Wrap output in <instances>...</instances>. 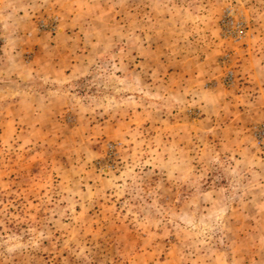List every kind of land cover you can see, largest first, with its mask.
Returning a JSON list of instances; mask_svg holds the SVG:
<instances>
[{"label": "rangeland", "instance_id": "1", "mask_svg": "<svg viewBox=\"0 0 264 264\" xmlns=\"http://www.w3.org/2000/svg\"><path fill=\"white\" fill-rule=\"evenodd\" d=\"M0 264H264V0H0Z\"/></svg>", "mask_w": 264, "mask_h": 264}, {"label": "crops", "instance_id": "2", "mask_svg": "<svg viewBox=\"0 0 264 264\" xmlns=\"http://www.w3.org/2000/svg\"><path fill=\"white\" fill-rule=\"evenodd\" d=\"M65 70H63L61 67H56V71H54V73L52 74V76L53 77H56V78H58L57 80H60V81H64V80H66L67 78H73L74 76H73V74H74V70H72L71 72H67V71H65ZM69 79H67V80H69ZM56 96V95H55Z\"/></svg>", "mask_w": 264, "mask_h": 264}]
</instances>
